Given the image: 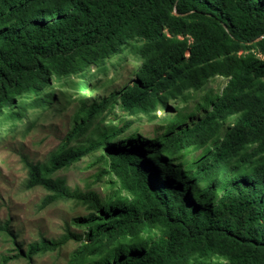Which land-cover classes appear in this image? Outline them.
<instances>
[{
    "label": "trees",
    "instance_id": "16d2710c",
    "mask_svg": "<svg viewBox=\"0 0 264 264\" xmlns=\"http://www.w3.org/2000/svg\"><path fill=\"white\" fill-rule=\"evenodd\" d=\"M123 48L139 60L133 81L80 98L57 147L28 165L42 205L88 211L71 220L82 232L66 226L14 256L73 239L67 264H264V0H0V116L48 106L53 81ZM214 76L226 78L219 92L205 89ZM186 89L203 90L195 109L167 113L151 137L132 128L127 116L151 118L167 96L191 98ZM86 156L102 165L96 180L108 176L104 197L53 177Z\"/></svg>",
    "mask_w": 264,
    "mask_h": 264
},
{
    "label": "rangeland",
    "instance_id": "374dc122",
    "mask_svg": "<svg viewBox=\"0 0 264 264\" xmlns=\"http://www.w3.org/2000/svg\"><path fill=\"white\" fill-rule=\"evenodd\" d=\"M250 51L253 49L245 52ZM138 65L139 60L123 48L105 58L99 66H90L80 74L61 78L59 82L53 81L47 89L54 94L48 106L27 108L18 120L0 116V224L6 223L14 235L12 241L11 236L0 231V258L8 256L3 264H67L70 253L78 245L73 239H67L57 250L36 255L29 261L22 256H14L18 252L16 247L25 250L28 243L40 237L60 239L66 226L73 232H82L72 225L71 220L88 214L82 205L73 200H58L42 205L47 191L40 185L28 186V165L43 163L57 147L74 122L80 98L98 99L110 91L122 89L133 81ZM225 81L226 78L222 76L211 77L205 89L219 92ZM188 92L191 98L185 102H179L178 97L167 96L165 108L155 105L151 118L140 114L127 116L133 120L132 128L145 137L160 134L161 118L167 113L172 114L182 106L195 109L197 98L203 94V90L189 89ZM115 112L120 114L118 109ZM85 138L80 143H85ZM181 153L192 160L201 151L182 150ZM101 166L94 162V157L86 156L56 170L53 177L63 178L70 189L93 190L104 197L108 190V176L100 180L94 178Z\"/></svg>",
    "mask_w": 264,
    "mask_h": 264
}]
</instances>
